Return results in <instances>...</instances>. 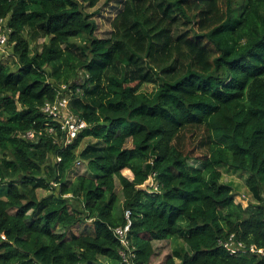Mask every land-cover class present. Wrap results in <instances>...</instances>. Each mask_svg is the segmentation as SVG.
I'll list each match as a JSON object with an SVG mask.
<instances>
[{
    "label": "trees",
    "instance_id": "1",
    "mask_svg": "<svg viewBox=\"0 0 264 264\" xmlns=\"http://www.w3.org/2000/svg\"><path fill=\"white\" fill-rule=\"evenodd\" d=\"M102 1L0 0V264H151L164 240L162 264H264V0H123L99 38ZM63 85L88 123L68 145L43 110Z\"/></svg>",
    "mask_w": 264,
    "mask_h": 264
},
{
    "label": "rangeland",
    "instance_id": "2",
    "mask_svg": "<svg viewBox=\"0 0 264 264\" xmlns=\"http://www.w3.org/2000/svg\"><path fill=\"white\" fill-rule=\"evenodd\" d=\"M123 8V0H104L102 1L96 8L90 9L89 12L95 13V20L98 24V30L96 32V36L99 38H106L108 37L110 31H111V22L115 18V16L122 10ZM45 39H41L39 41V44L41 45ZM1 52V51H0ZM2 52H5L6 57L9 56L10 51L9 48L2 50ZM11 55V54H10ZM82 77V76H81ZM80 80V79H79ZM145 90L152 91L153 87L151 85H148L144 88ZM68 95H71V93L68 91ZM66 100V99H65ZM202 153H196V155H201ZM87 172V167L85 163H81L80 166L75 167L74 171L70 175V181H72L76 175L78 174H85ZM223 173V181L227 182L233 185L235 193L237 195L236 202L242 203L244 207H247L251 204H256L252 192L249 190L247 186V180L250 176V174L243 170H234L229 167L222 168ZM125 176L129 177L130 179H133V174L129 170L124 171ZM153 180L150 179L148 183L150 185L152 184ZM4 189H7V187H4ZM117 191L122 197L121 193V185L119 184V181H117ZM50 194L48 191L39 190L38 196L40 198L47 196ZM177 245H183V240L180 241H174V240H164V241H157L155 242V255L151 260V264H162L166 257L171 255L173 249L177 247Z\"/></svg>",
    "mask_w": 264,
    "mask_h": 264
},
{
    "label": "built area",
    "instance_id": "3",
    "mask_svg": "<svg viewBox=\"0 0 264 264\" xmlns=\"http://www.w3.org/2000/svg\"><path fill=\"white\" fill-rule=\"evenodd\" d=\"M5 21L3 19L0 20V47L4 48V45L7 44L8 35L4 30ZM61 94L58 95L57 100L54 103H47L44 107V112L53 117L54 121L60 123L61 130L65 133V144L68 145L72 143L79 134L88 128V123L85 119L80 117L78 114H75L71 108V101L73 99V91H71L67 86H62ZM70 92L71 95H68L67 92ZM66 99V100H65ZM49 131L54 133L55 128L50 127ZM27 137L29 139H33L34 135L32 133H28ZM58 161H61V158H58ZM81 161L77 162L76 167L81 165ZM130 211L127 212V218L130 219ZM131 224V221L129 220ZM130 229V225L125 229L119 228L117 229V234L120 236L122 243L125 245L127 249H129V240H127V233ZM234 236L232 235L228 242H225V247L230 250L231 254H236L241 251H246V245L242 242L236 243L234 240ZM254 246L251 247V250L254 251ZM124 261L128 262L130 256L125 252L123 253Z\"/></svg>",
    "mask_w": 264,
    "mask_h": 264
},
{
    "label": "water",
    "instance_id": "4",
    "mask_svg": "<svg viewBox=\"0 0 264 264\" xmlns=\"http://www.w3.org/2000/svg\"><path fill=\"white\" fill-rule=\"evenodd\" d=\"M150 186V183H147L145 186L141 187L142 189H147Z\"/></svg>",
    "mask_w": 264,
    "mask_h": 264
}]
</instances>
